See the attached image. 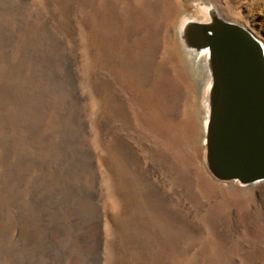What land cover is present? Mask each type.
Wrapping results in <instances>:
<instances>
[{
  "label": "rangeland",
  "instance_id": "rangeland-1",
  "mask_svg": "<svg viewBox=\"0 0 264 264\" xmlns=\"http://www.w3.org/2000/svg\"><path fill=\"white\" fill-rule=\"evenodd\" d=\"M197 4L264 44V0H0V264H264V182L207 167Z\"/></svg>",
  "mask_w": 264,
  "mask_h": 264
},
{
  "label": "water",
  "instance_id": "water-1",
  "mask_svg": "<svg viewBox=\"0 0 264 264\" xmlns=\"http://www.w3.org/2000/svg\"><path fill=\"white\" fill-rule=\"evenodd\" d=\"M186 47L207 49L211 85L206 163L222 183L264 182V49L246 28L213 14L187 23Z\"/></svg>",
  "mask_w": 264,
  "mask_h": 264
},
{
  "label": "bare ground",
  "instance_id": "bare-ground-1",
  "mask_svg": "<svg viewBox=\"0 0 264 264\" xmlns=\"http://www.w3.org/2000/svg\"><path fill=\"white\" fill-rule=\"evenodd\" d=\"M195 8L197 10L196 11L197 13L188 14L186 16L191 18V19H200L201 20L204 18L203 22H208L210 20L211 16L213 14H215L213 12V10L208 5H203L200 7L199 4H197V6H195ZM187 17H185V18L187 19ZM188 21L191 22L194 20H187L183 25L181 24L182 26H180L178 29V33L180 34L182 42H184L183 36H182L183 28L187 23H189ZM263 45L264 44H262V47L264 49ZM183 48L186 51H188L189 53H191L190 57H192L195 60L197 66L199 68L206 71V76L208 75L207 76V82L204 85L205 87H203L204 88L203 93L205 95V100H206L204 103V109H205L206 115H205V119H204V123H203V129L205 130V126L207 125V121H208V110H209L208 92L210 90V85H211V74H210V69H209V64H208L209 63V61H208L209 52L207 49H201V50L190 49V48L186 47V45H183ZM207 71H208V74H207ZM259 182H262V181H257L256 183H259Z\"/></svg>",
  "mask_w": 264,
  "mask_h": 264
}]
</instances>
